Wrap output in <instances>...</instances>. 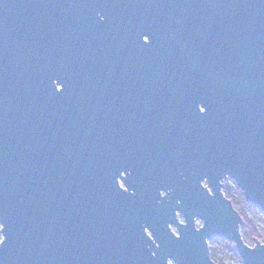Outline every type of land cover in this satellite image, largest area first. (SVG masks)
Here are the masks:
<instances>
[{"label": "water", "instance_id": "obj_1", "mask_svg": "<svg viewBox=\"0 0 264 264\" xmlns=\"http://www.w3.org/2000/svg\"><path fill=\"white\" fill-rule=\"evenodd\" d=\"M228 178L264 213V0H0V264H264Z\"/></svg>", "mask_w": 264, "mask_h": 264}, {"label": "rangeland", "instance_id": "obj_2", "mask_svg": "<svg viewBox=\"0 0 264 264\" xmlns=\"http://www.w3.org/2000/svg\"><path fill=\"white\" fill-rule=\"evenodd\" d=\"M243 210L248 218L254 222L255 229L260 239L264 240V213L251 203L245 205ZM221 239L223 238L220 236L209 238L208 243L213 250L211 255H215L218 259H222L223 264H243L237 251H233L231 248L223 246L221 244ZM248 244L255 245V242L248 241Z\"/></svg>", "mask_w": 264, "mask_h": 264}, {"label": "trees", "instance_id": "obj_3", "mask_svg": "<svg viewBox=\"0 0 264 264\" xmlns=\"http://www.w3.org/2000/svg\"><path fill=\"white\" fill-rule=\"evenodd\" d=\"M223 193L225 197L230 200L233 204V207L243 218L244 224L241 228L242 236L244 241L248 244V241L255 242L256 240L261 241L255 226L254 222L251 221L248 216L244 213V206L248 205L249 203L245 200L243 193L241 190L236 186L227 185L225 188H223ZM221 244L223 246L231 248L233 251H236L235 247L226 241L225 239H221ZM213 252L212 249H210V253ZM212 260L215 262V264H223L222 259H218L215 255H211Z\"/></svg>", "mask_w": 264, "mask_h": 264}, {"label": "built area", "instance_id": "obj_4", "mask_svg": "<svg viewBox=\"0 0 264 264\" xmlns=\"http://www.w3.org/2000/svg\"><path fill=\"white\" fill-rule=\"evenodd\" d=\"M223 183H224V187L223 188H225L227 185H231V186H236L237 187L236 183L232 179H229V178L224 180Z\"/></svg>", "mask_w": 264, "mask_h": 264}, {"label": "flooded vegetation", "instance_id": "obj_5", "mask_svg": "<svg viewBox=\"0 0 264 264\" xmlns=\"http://www.w3.org/2000/svg\"><path fill=\"white\" fill-rule=\"evenodd\" d=\"M123 175V174H122ZM124 176V175H123ZM119 184H120V186L123 188V184H122V182L120 181L119 182ZM177 217H178V219L182 222L183 221V217L180 215V214H177ZM199 220H196V226H197V222H198ZM200 222V221H199ZM198 227V226H197Z\"/></svg>", "mask_w": 264, "mask_h": 264}]
</instances>
